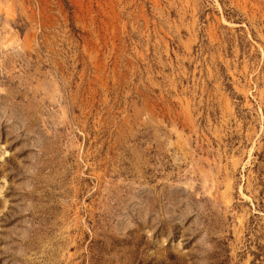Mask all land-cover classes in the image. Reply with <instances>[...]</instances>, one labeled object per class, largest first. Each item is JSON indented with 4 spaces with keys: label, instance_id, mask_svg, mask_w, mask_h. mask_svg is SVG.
<instances>
[{
    "label": "rangeland",
    "instance_id": "1",
    "mask_svg": "<svg viewBox=\"0 0 264 264\" xmlns=\"http://www.w3.org/2000/svg\"><path fill=\"white\" fill-rule=\"evenodd\" d=\"M0 264H264V0H0Z\"/></svg>",
    "mask_w": 264,
    "mask_h": 264
}]
</instances>
